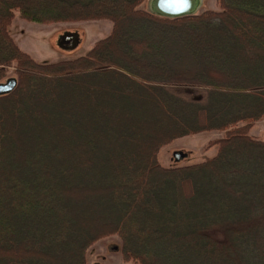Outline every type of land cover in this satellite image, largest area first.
Masks as SVG:
<instances>
[{"label":"trees","instance_id":"16d2710c","mask_svg":"<svg viewBox=\"0 0 264 264\" xmlns=\"http://www.w3.org/2000/svg\"><path fill=\"white\" fill-rule=\"evenodd\" d=\"M144 1L0 0V83L10 68L16 81L0 94V264H87L110 235L131 264H264V139L250 134L264 118V0L180 17ZM15 10L112 27L83 55L40 62L9 33ZM214 130L208 159L158 161Z\"/></svg>","mask_w":264,"mask_h":264},{"label":"rangeland","instance_id":"374dc122","mask_svg":"<svg viewBox=\"0 0 264 264\" xmlns=\"http://www.w3.org/2000/svg\"><path fill=\"white\" fill-rule=\"evenodd\" d=\"M150 0H145L140 7L149 9ZM220 9L218 0H201L197 11L204 9ZM112 22L108 19H94L82 21H65L52 23H38L20 17L15 10L9 26V33L20 49L40 62H56L72 59L83 55L99 39L105 37L111 30ZM65 32H76L79 41L75 47L64 49L58 45V37ZM2 82L14 76L10 68ZM181 94L189 98L203 96L201 87H176ZM224 131H202L174 139L162 146L157 154L158 161L166 167L184 166L201 162L213 156L217 145L212 141L223 137ZM250 134L258 139H264V118L256 121ZM175 154H181L176 159ZM120 239L117 235H110L94 242L86 251L87 264H131L124 261L119 251Z\"/></svg>","mask_w":264,"mask_h":264},{"label":"water","instance_id":"95a60500","mask_svg":"<svg viewBox=\"0 0 264 264\" xmlns=\"http://www.w3.org/2000/svg\"><path fill=\"white\" fill-rule=\"evenodd\" d=\"M201 0H150V10L158 15L166 17H180L183 15L196 13ZM79 35L76 32H65L58 37V45L64 49L75 47L79 41ZM68 42V43H66ZM16 84L14 78H8L0 83V94L11 91ZM176 159L181 154H175Z\"/></svg>","mask_w":264,"mask_h":264},{"label":"flooded vegetation","instance_id":"af4514ba","mask_svg":"<svg viewBox=\"0 0 264 264\" xmlns=\"http://www.w3.org/2000/svg\"><path fill=\"white\" fill-rule=\"evenodd\" d=\"M66 43H68V42H66Z\"/></svg>","mask_w":264,"mask_h":264}]
</instances>
